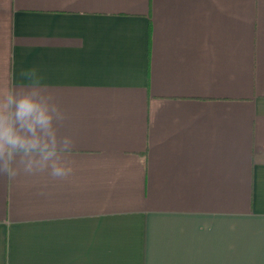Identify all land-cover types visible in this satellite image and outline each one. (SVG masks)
Returning a JSON list of instances; mask_svg holds the SVG:
<instances>
[{
	"label": "crops",
	"instance_id": "crops-1",
	"mask_svg": "<svg viewBox=\"0 0 264 264\" xmlns=\"http://www.w3.org/2000/svg\"><path fill=\"white\" fill-rule=\"evenodd\" d=\"M27 68L76 170L0 177V264H264V0H0Z\"/></svg>",
	"mask_w": 264,
	"mask_h": 264
},
{
	"label": "clouds",
	"instance_id": "clouds-1",
	"mask_svg": "<svg viewBox=\"0 0 264 264\" xmlns=\"http://www.w3.org/2000/svg\"><path fill=\"white\" fill-rule=\"evenodd\" d=\"M20 76V85L0 88V177L45 175L66 181L76 170L69 158L74 137L61 133L67 114L38 69L27 68Z\"/></svg>",
	"mask_w": 264,
	"mask_h": 264
}]
</instances>
